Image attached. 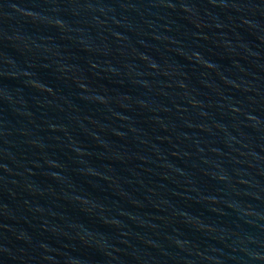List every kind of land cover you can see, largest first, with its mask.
<instances>
[{
    "label": "water",
    "instance_id": "water-1",
    "mask_svg": "<svg viewBox=\"0 0 264 264\" xmlns=\"http://www.w3.org/2000/svg\"><path fill=\"white\" fill-rule=\"evenodd\" d=\"M0 264H264V0H0Z\"/></svg>",
    "mask_w": 264,
    "mask_h": 264
}]
</instances>
